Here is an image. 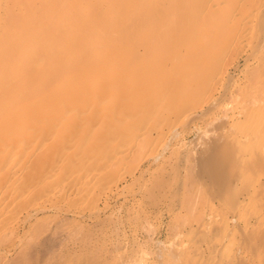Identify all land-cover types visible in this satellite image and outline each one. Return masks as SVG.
<instances>
[{"label": "bare ground", "instance_id": "6f19581e", "mask_svg": "<svg viewBox=\"0 0 264 264\" xmlns=\"http://www.w3.org/2000/svg\"><path fill=\"white\" fill-rule=\"evenodd\" d=\"M226 11L232 21L208 31ZM245 37L246 67L264 54V0H0V264H128L134 252L114 259L92 242L101 214L165 164L179 123L205 117L192 106L210 46ZM254 105L264 124V100ZM192 145L184 158L198 181L250 208L246 227L232 237L191 230V256L160 251L161 264H264V179L241 202L237 189L264 177V144L248 160L224 134Z\"/></svg>", "mask_w": 264, "mask_h": 264}, {"label": "rangeland", "instance_id": "374dc122", "mask_svg": "<svg viewBox=\"0 0 264 264\" xmlns=\"http://www.w3.org/2000/svg\"><path fill=\"white\" fill-rule=\"evenodd\" d=\"M218 14L216 15L219 17H216L212 25L213 29L208 27V31L215 30L217 26L223 27L225 23L232 21L227 11L225 14L221 12ZM241 16L242 14H237L236 18ZM223 19L227 21L224 23ZM218 31L223 32L221 28H218ZM248 41L249 39L245 37L234 46L225 48L220 44L210 46L211 53L214 54L211 59L212 65L208 69L202 66V76L207 75L208 84L206 83L204 90L201 89L196 95L199 100L197 105L192 106L198 113L205 108L207 110L205 117L194 124L179 123L178 140L181 143L175 147L172 155H168L170 158L168 157L165 164L152 167L142 186L127 190L125 195L129 200L122 197L121 201L116 204L113 202L112 206L106 209L107 212L101 214L103 225L96 231L93 230L95 235L91 236L92 240L94 239L92 242L112 250L114 259L121 254L125 256L132 254L131 252H135L140 244H146L151 249L152 264H161L160 260L163 258H159L160 251H164L165 254L168 250L177 249L180 254L190 257L193 244L191 230L201 233L206 231L208 234H216L224 230L232 237L246 227L245 217L250 208L230 206L227 202L207 193L196 177L194 164L184 157L187 153H191L189 151H192L191 146H194L192 144L196 137L204 138L208 135L227 136L239 149L237 154L242 160L250 159L262 149L264 124L262 114L254 111L257 110L254 102L257 99L264 100V90L260 86L264 54L245 67V53L249 50ZM236 64H239L238 69L235 68ZM211 98L217 102L209 108ZM136 164V160L129 161L125 165L124 175H127V171ZM263 179L261 171H257L250 179L244 176L237 184V189L240 191L238 201L244 200L248 188L252 192L259 188ZM178 181L182 183L179 185ZM167 190L176 193L172 201L162 198ZM133 192L138 194L132 195ZM129 196L133 198L130 200ZM92 206L90 203L82 205L83 208L90 210ZM170 206L175 208L174 212L169 210ZM101 208H104L103 205ZM145 221H151L158 226V233L154 238H149L141 230ZM159 242L164 244L171 242L175 247L163 248L159 246ZM118 246L121 247L119 252L116 249Z\"/></svg>", "mask_w": 264, "mask_h": 264}, {"label": "clouds", "instance_id": "9594fccd", "mask_svg": "<svg viewBox=\"0 0 264 264\" xmlns=\"http://www.w3.org/2000/svg\"><path fill=\"white\" fill-rule=\"evenodd\" d=\"M141 230L145 233L149 238H154L158 233V226L151 222L145 221L142 224ZM179 239V237H177ZM161 247L163 248H174V243L164 244L161 242ZM128 264H152V251L146 244H140L136 248L135 252L129 258ZM177 264H179V258H177Z\"/></svg>", "mask_w": 264, "mask_h": 264}]
</instances>
